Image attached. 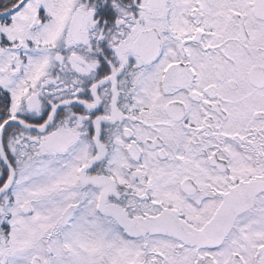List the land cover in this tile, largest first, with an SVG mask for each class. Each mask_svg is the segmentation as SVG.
<instances>
[{
  "label": "snow or ice",
  "instance_id": "6c2138e0",
  "mask_svg": "<svg viewBox=\"0 0 264 264\" xmlns=\"http://www.w3.org/2000/svg\"><path fill=\"white\" fill-rule=\"evenodd\" d=\"M0 264H264V0H0Z\"/></svg>",
  "mask_w": 264,
  "mask_h": 264
}]
</instances>
